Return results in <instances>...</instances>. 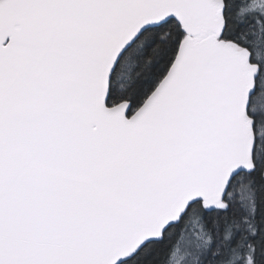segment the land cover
I'll return each instance as SVG.
<instances>
[{
  "label": "snow or ice",
  "instance_id": "1",
  "mask_svg": "<svg viewBox=\"0 0 264 264\" xmlns=\"http://www.w3.org/2000/svg\"><path fill=\"white\" fill-rule=\"evenodd\" d=\"M0 264H264V0H0Z\"/></svg>",
  "mask_w": 264,
  "mask_h": 264
}]
</instances>
